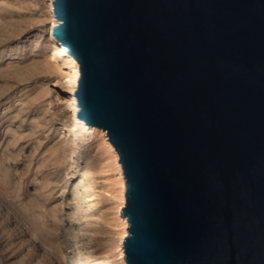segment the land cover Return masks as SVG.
I'll return each instance as SVG.
<instances>
[{
	"label": "water",
	"instance_id": "95a60500",
	"mask_svg": "<svg viewBox=\"0 0 264 264\" xmlns=\"http://www.w3.org/2000/svg\"><path fill=\"white\" fill-rule=\"evenodd\" d=\"M54 6L122 166L127 263L264 264V0Z\"/></svg>",
	"mask_w": 264,
	"mask_h": 264
},
{
	"label": "rangeland",
	"instance_id": "374dc122",
	"mask_svg": "<svg viewBox=\"0 0 264 264\" xmlns=\"http://www.w3.org/2000/svg\"><path fill=\"white\" fill-rule=\"evenodd\" d=\"M49 5L0 0V264H120L116 174L67 112L76 76L49 64L70 68L50 40Z\"/></svg>",
	"mask_w": 264,
	"mask_h": 264
},
{
	"label": "bare ground",
	"instance_id": "6f19581e",
	"mask_svg": "<svg viewBox=\"0 0 264 264\" xmlns=\"http://www.w3.org/2000/svg\"><path fill=\"white\" fill-rule=\"evenodd\" d=\"M54 2L55 0H49L50 5H49L48 11L50 12V16L52 17V21H51L52 27L49 32V37L55 49H57L59 54L65 58V61L68 63L70 68H67L66 65L61 64L54 56H50L51 58L49 57L50 58L49 64L52 65V70L57 76L70 79L73 74L74 76H76L79 70H78V66L74 58L72 57L66 45L62 44L61 40L57 39L53 33V31L57 29L58 25L61 24V20H59L56 16ZM75 92H76V87H74V89L71 92L73 101L71 102V104L69 102L65 104V106L69 108L67 112L72 114L73 118L75 119L74 124L80 125L83 129H86L90 133H95L99 137V139L102 141L103 146L105 147V150H107L108 154L110 155V159H109L110 164L113 167V170L115 171L114 173L116 174V185H117L118 191H117V197L115 199L116 200L115 201L116 202L115 211H116L118 220L120 221L119 223L122 227L121 233L119 234L118 240H117V245H116L117 254L116 255H117V261H119L120 264H128L124 257V248H123V241L125 237L128 235V232H127L128 222H127V219L122 216V209L125 206V202H126V199H125L126 186H125V179L123 176L122 166L119 162V156L114 146L111 144V142L107 141V138H108V135H106L107 131L99 129L98 127H90L89 124L83 119L78 108L76 107L77 98H76ZM26 205L29 206L28 204ZM27 211L28 210L26 207H23V208L18 207L17 214L22 215L25 213L26 215Z\"/></svg>",
	"mask_w": 264,
	"mask_h": 264
}]
</instances>
